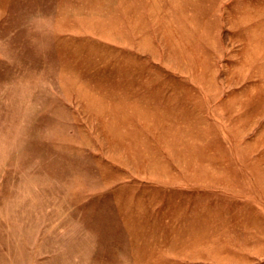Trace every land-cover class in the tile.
Masks as SVG:
<instances>
[{
  "label": "rangeland",
  "instance_id": "1",
  "mask_svg": "<svg viewBox=\"0 0 264 264\" xmlns=\"http://www.w3.org/2000/svg\"><path fill=\"white\" fill-rule=\"evenodd\" d=\"M0 264H264V0H0Z\"/></svg>",
  "mask_w": 264,
  "mask_h": 264
}]
</instances>
